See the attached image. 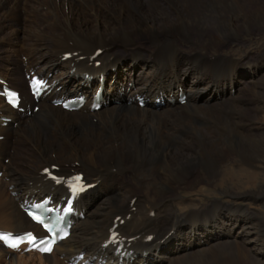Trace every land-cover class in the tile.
I'll return each instance as SVG.
<instances>
[{
    "label": "bare ground",
    "instance_id": "1",
    "mask_svg": "<svg viewBox=\"0 0 264 264\" xmlns=\"http://www.w3.org/2000/svg\"><path fill=\"white\" fill-rule=\"evenodd\" d=\"M247 4L258 5L257 0H0V79L21 92L25 107L40 106L23 116L0 98V136L5 137L0 141V230H37L20 209L31 199L63 203L66 192L47 179V167L58 165L59 174L67 177L83 172L88 184L97 185L76 205L71 235L51 255H21L0 244V264H76L81 254L79 264H264L263 214L244 210L238 212L240 219L233 209L225 214L219 203L213 213L208 208L183 213L179 193L197 186L189 182L197 171L207 175V186L213 185L218 161L226 151L237 154L238 137L251 142L239 155L264 162V143L241 136L242 124L229 117L240 110L235 104L247 92L246 81L238 78L241 65L217 50L238 38ZM255 12L249 16L256 23L246 21L244 29L264 23V6ZM142 48L151 51L149 57ZM209 49L216 54L209 56ZM98 50L102 54L93 59ZM67 53L77 56L64 62ZM128 59L133 70L123 74ZM133 61L151 65L139 69L136 82L130 79L126 96L112 98L114 82L109 80L119 73L115 84L121 76L128 78L138 69ZM32 73L56 85L38 104L27 92L26 75ZM239 80L242 87L233 97V83ZM71 83L77 84L70 88ZM100 89L106 104L94 112L90 105ZM79 95L89 103L78 112L51 104ZM140 97L146 101L143 108ZM162 98L164 105H158ZM2 117L13 123L1 127ZM26 141L35 142L41 158L21 150ZM259 190L260 200L264 187ZM117 217L125 221L119 227L126 238L124 251L128 248L123 259L104 245ZM221 224L216 237L218 232L207 230ZM199 231L210 235L209 243L201 234L196 237ZM233 234L243 236L246 244L232 239Z\"/></svg>",
    "mask_w": 264,
    "mask_h": 264
},
{
    "label": "rangeland",
    "instance_id": "2",
    "mask_svg": "<svg viewBox=\"0 0 264 264\" xmlns=\"http://www.w3.org/2000/svg\"><path fill=\"white\" fill-rule=\"evenodd\" d=\"M242 1L249 3V0H241V2ZM257 4L260 6H264V0H257ZM258 5L251 6L247 4V7L245 9V15L239 20V25L241 29L239 31L238 38L235 39L231 37L222 46L217 47V50L218 54L222 57L239 62V64L241 65V71H239L238 73V78L246 81L244 89L247 90L244 91L247 92H245V94L243 95L242 103L240 102L235 104L239 105L238 107L240 108V110L236 109L237 112L234 111L233 113H229V117L235 118L237 123L240 122V124H242L241 128L239 129L241 131V136L243 134V136H245V134H249L250 136H256V140L261 144L264 143V23L259 24V26L256 27L252 26V28H249V30L247 28H243V23L246 21L256 23L255 20L250 19L251 17L249 16V14L252 11L257 12ZM41 12L43 14H46L47 10L43 8ZM147 45L148 41L145 40V46ZM183 48L187 52L190 51V48L188 46L183 45ZM196 48L197 50L199 49L198 46ZM142 49L143 50L141 52H145V48ZM53 52L57 54V51ZM133 52L134 51L123 53L121 52V50H119V54L121 55L134 54ZM207 52L209 56H213L216 54L213 49H209ZM147 53H151V51L145 52L144 57H149V54ZM130 59L122 63L123 65H125V67L120 70L121 73L126 74V71L129 72L130 70H133ZM149 62L153 64L151 59H149ZM149 62L147 61L144 64L142 61L136 62L138 63V69L134 70L133 73H130L128 78H123L124 76H121L119 84H115V82L118 80L120 73L117 74V76L113 77V81L109 80L110 82H114L113 85H110L111 97H117L121 94L123 96H126L128 90L124 92L125 86L129 85L131 78H133V81L136 82L139 69L143 65L150 66L151 64L149 65ZM19 68L20 63L18 64L17 69ZM227 68V71L230 72L231 66H228ZM122 78L124 82L121 84ZM239 82L240 80L238 82L233 83V97L236 96L237 89L239 87H242V85H237V83ZM75 84L77 83H71L69 87L72 88V86ZM76 86L77 88H80V86ZM238 139L240 141L239 149H244L243 146H251L250 141L242 143V137H238ZM254 142L255 141L252 140V143ZM30 145H33L36 150L30 147ZM21 146V150H30V152L35 153L38 158L42 157V155L37 149V145L35 144V142L26 141L23 142ZM239 149H236L237 154L226 151L224 155V160L218 161L219 175L217 179H215L216 181L213 185L207 186V183H205V179L208 177L202 171H197L189 179V182L197 183V186L194 188H189V190H182L181 192L179 191L180 195L183 198V201L180 205V208L185 210L183 213L191 214L192 209L202 210L206 208L209 209L210 213H213L215 210L218 209L217 205L219 203L222 205L221 210H224V213L227 215H229L228 209H233L234 211H237V216H239L238 212L242 213L244 210L250 212L251 214L260 213L264 215V194L262 196V199H258V195L261 193V191L259 190L261 185L264 187V162H258L253 157L250 158L249 156L246 157L243 155H239ZM9 151L11 152V150ZM21 152L22 155L26 156L25 151ZM6 164H8V162ZM39 167V169H43L45 166L41 165ZM19 168H21V166ZM111 172L115 173V171ZM196 178L198 181H200L201 179V181L197 182ZM149 196H152V194H149ZM232 218H236V215L232 214ZM241 218L242 216L240 217V219ZM220 227H222V224L221 226L211 225V227L207 230H212V232H218L213 235L214 237H216L219 235V233H221V230H223ZM241 228L242 227H240V229ZM206 231H199L196 237L198 236L197 238H200L202 235L204 243H209V240H205L210 237V235H205ZM235 234H233V236L231 237L232 239H236L240 243L246 244V241L244 240L243 236L236 237ZM243 234H247V230L243 231ZM196 237L193 242H195V240L197 239ZM170 243L171 242H168L167 244L169 245ZM60 260L62 261V259ZM34 261L38 263L37 258L32 259V262Z\"/></svg>",
    "mask_w": 264,
    "mask_h": 264
},
{
    "label": "snow or ice",
    "instance_id": "3",
    "mask_svg": "<svg viewBox=\"0 0 264 264\" xmlns=\"http://www.w3.org/2000/svg\"><path fill=\"white\" fill-rule=\"evenodd\" d=\"M0 239H7V237H0ZM42 250L47 251V250H50V249L49 248H45V249H42Z\"/></svg>",
    "mask_w": 264,
    "mask_h": 264
}]
</instances>
